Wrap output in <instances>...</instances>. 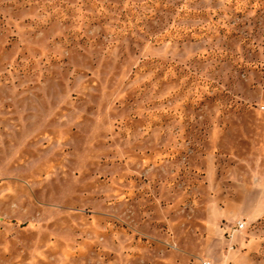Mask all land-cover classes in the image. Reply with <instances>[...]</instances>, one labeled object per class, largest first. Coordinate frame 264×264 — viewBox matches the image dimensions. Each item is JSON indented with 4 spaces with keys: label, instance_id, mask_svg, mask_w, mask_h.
I'll use <instances>...</instances> for the list:
<instances>
[{
    "label": "rangeland",
    "instance_id": "1",
    "mask_svg": "<svg viewBox=\"0 0 264 264\" xmlns=\"http://www.w3.org/2000/svg\"><path fill=\"white\" fill-rule=\"evenodd\" d=\"M0 264H264V0H0Z\"/></svg>",
    "mask_w": 264,
    "mask_h": 264
},
{
    "label": "built area",
    "instance_id": "2",
    "mask_svg": "<svg viewBox=\"0 0 264 264\" xmlns=\"http://www.w3.org/2000/svg\"><path fill=\"white\" fill-rule=\"evenodd\" d=\"M245 227V222H239L237 224V227L235 228L236 230H240L243 229Z\"/></svg>",
    "mask_w": 264,
    "mask_h": 264
}]
</instances>
